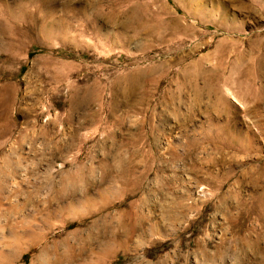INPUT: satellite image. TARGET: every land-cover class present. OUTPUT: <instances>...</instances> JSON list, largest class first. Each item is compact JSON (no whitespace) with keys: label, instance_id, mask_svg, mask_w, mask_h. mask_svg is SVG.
<instances>
[{"label":"rangeland","instance_id":"374dc122","mask_svg":"<svg viewBox=\"0 0 264 264\" xmlns=\"http://www.w3.org/2000/svg\"><path fill=\"white\" fill-rule=\"evenodd\" d=\"M0 22V264H264V0Z\"/></svg>","mask_w":264,"mask_h":264},{"label":"bare ground","instance_id":"6f19581e","mask_svg":"<svg viewBox=\"0 0 264 264\" xmlns=\"http://www.w3.org/2000/svg\"><path fill=\"white\" fill-rule=\"evenodd\" d=\"M1 23V22H0ZM2 25V24H1ZM6 25V24H5ZM7 26V25H6ZM5 26V27H6ZM3 27V26H2ZM6 29V28H5ZM9 29H10V26H9ZM11 30H13V29H11ZM10 30V31H11ZM2 31V30H1ZM7 31H8V28H7ZM9 31V32H10ZM3 32V31H2ZM1 32V33H2ZM6 32V31H5ZM4 33V32H3ZM14 33V32H13ZM12 33V34H13ZM7 34V33H6ZM5 35V34H4ZM12 36V35H11ZM19 36V35H18ZM17 36V37H18ZM21 39V38H20ZM8 40V39H7ZM17 41V40H16ZM15 41V42H16ZM6 42V41H5ZM22 42V41H21ZM8 43V42H7ZM9 43H10V40H9ZM14 43V42H13ZM23 43V42H22ZM8 45V44H7ZM20 46V45H19ZM7 47V46H6ZM3 49H5V47L3 48ZM11 49H13V48H11ZM15 49L16 50H18L17 48H16V46H15ZM4 51V50H3ZM7 52V51H6ZM15 53V52H14ZM4 54V53H3ZM10 54V53H9ZM3 56V55H2ZM1 56V57H2ZM14 57V56H13ZM235 101V100H234ZM2 189V185L0 184V190ZM88 201V200H87ZM15 234V233H14ZM19 234V233H18ZM16 236L14 237L15 238V240H21V237L20 236H18L17 235V233L15 234ZM29 236L31 237V239H32V241H34V242H39V235L38 234H36V233H29ZM10 247H12L11 249H8V251L7 252H5L4 254H3V256H5V255H9V254H11V252H13V251H15V250H18V249H20L21 247H20V245L19 244H15V243H12L11 245H9ZM44 249H46L45 251H44ZM42 251H44V252H46L47 251V246H45V245H42ZM6 258V257H5ZM0 259H1V257H0ZM2 261H3V258L1 259ZM6 260V259H5ZM1 261V262H2ZM10 262V264H11V261H9ZM8 262V263H9ZM62 262V261H61ZM61 262H60V260L59 261H57V262H55V263H52V264H61ZM4 264V263H3ZM7 264V263H6ZM43 264V263H42ZM47 264H49V263H47Z\"/></svg>","mask_w":264,"mask_h":264}]
</instances>
